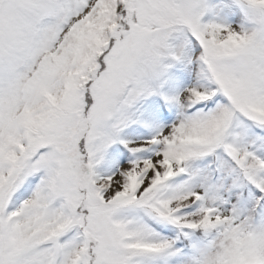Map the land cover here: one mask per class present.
Here are the masks:
<instances>
[{"label":"snow or ice","instance_id":"obj_1","mask_svg":"<svg viewBox=\"0 0 264 264\" xmlns=\"http://www.w3.org/2000/svg\"><path fill=\"white\" fill-rule=\"evenodd\" d=\"M0 264H264V0H0Z\"/></svg>","mask_w":264,"mask_h":264}]
</instances>
